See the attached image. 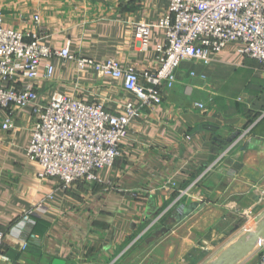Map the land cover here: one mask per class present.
<instances>
[{"label":"crops","instance_id":"crops-1","mask_svg":"<svg viewBox=\"0 0 264 264\" xmlns=\"http://www.w3.org/2000/svg\"><path fill=\"white\" fill-rule=\"evenodd\" d=\"M169 4L0 0V14L5 26L38 34L52 50L68 46L78 57L115 59L134 67L147 84L142 74L161 67L156 47L166 36L158 22ZM139 22L152 25L146 46L135 36ZM241 47L229 43L209 64L182 61L162 102L131 121L116 161L96 181L79 179L66 190L56 178H40V164L27 156L33 106L13 107L14 127L0 126V225L6 231L2 249L14 264H52L56 258L66 264H204L261 221L264 64ZM48 64L53 75L44 78ZM39 73L38 104L61 93L123 114L129 103H140L122 77L80 68L58 54L42 58ZM43 201L48 208L42 218L12 230L26 209ZM263 249L241 264H262Z\"/></svg>","mask_w":264,"mask_h":264},{"label":"built area","instance_id":"built-area-1","mask_svg":"<svg viewBox=\"0 0 264 264\" xmlns=\"http://www.w3.org/2000/svg\"><path fill=\"white\" fill-rule=\"evenodd\" d=\"M158 26L166 36L164 43L156 47L161 67L155 73L144 72V84L134 67H124L115 59L98 62L78 57L68 46L61 51L52 50L41 43L38 34L5 26L0 14V126L5 130L14 127L13 107L33 106L36 124L27 156L40 164V178H56L65 190L79 179L96 181L98 172L120 155L131 121L145 107L154 108L161 103L164 90L174 86L182 61L195 59L209 64L212 54L236 41L242 45L243 54L264 64V0H170ZM151 27L145 22L136 24L135 36L144 46L149 42ZM53 54L75 60L80 68L93 67L101 74L122 77L125 88L137 96L139 105L129 103L123 114H115L102 103H88L61 93L54 94L48 104H38L40 62ZM53 71L48 64L43 77L51 78ZM5 109L9 112L2 118ZM247 133L236 136L230 149ZM47 208L43 201L26 209L12 230L21 232L34 225ZM5 237L6 231L0 225V264H14L2 249ZM27 246L28 240H24L23 247ZM261 263L264 264V249Z\"/></svg>","mask_w":264,"mask_h":264},{"label":"water","instance_id":"water-1","mask_svg":"<svg viewBox=\"0 0 264 264\" xmlns=\"http://www.w3.org/2000/svg\"><path fill=\"white\" fill-rule=\"evenodd\" d=\"M264 245V218L244 228L233 240L204 264H241ZM52 264H66L60 258Z\"/></svg>","mask_w":264,"mask_h":264}]
</instances>
